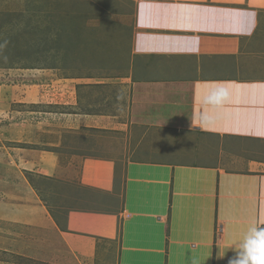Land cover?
<instances>
[{"label": "crops", "instance_id": "1", "mask_svg": "<svg viewBox=\"0 0 264 264\" xmlns=\"http://www.w3.org/2000/svg\"><path fill=\"white\" fill-rule=\"evenodd\" d=\"M130 1L125 76L64 80L50 100L61 80L19 74L31 81L19 105L50 124L19 140L18 179L0 184V220L14 228L0 235V264H229L264 226V62L243 52L264 45V0ZM57 186L70 201L61 219L39 197Z\"/></svg>", "mask_w": 264, "mask_h": 264}, {"label": "rangeland", "instance_id": "2", "mask_svg": "<svg viewBox=\"0 0 264 264\" xmlns=\"http://www.w3.org/2000/svg\"><path fill=\"white\" fill-rule=\"evenodd\" d=\"M133 6L130 0H0V184L18 179L14 149L19 140L31 143L45 134L50 124L45 117H32L29 104L19 105V87L31 83L19 74L45 70L52 74L48 83L61 80L46 89L50 100L59 96L63 84H70L64 80L108 81L125 76L134 66ZM255 39L264 42V23L259 25ZM243 52L258 54L264 62V45L248 46ZM27 92L25 86L24 95ZM213 141L223 143L219 138ZM238 149L243 158H255L244 152L246 146L243 149L239 144ZM260 150L261 156L256 157L264 159V149ZM26 176L33 186L46 182ZM57 188L56 192L41 191L39 197L53 216L61 219L70 201L65 204L61 196H65V188ZM6 193L0 189V203L8 199ZM83 208L89 210L91 206L85 203ZM12 228L0 220V235L9 236Z\"/></svg>", "mask_w": 264, "mask_h": 264}, {"label": "clouds", "instance_id": "3", "mask_svg": "<svg viewBox=\"0 0 264 264\" xmlns=\"http://www.w3.org/2000/svg\"><path fill=\"white\" fill-rule=\"evenodd\" d=\"M3 46L0 45V48ZM221 91H213L206 98V103L216 105L219 103ZM236 256L229 260V264H264V226L254 225L250 227L244 238L235 244ZM219 252L218 258H222ZM191 264H198L193 258Z\"/></svg>", "mask_w": 264, "mask_h": 264}]
</instances>
